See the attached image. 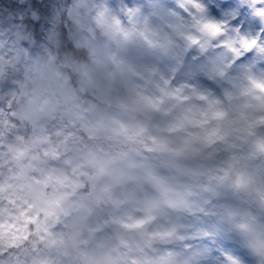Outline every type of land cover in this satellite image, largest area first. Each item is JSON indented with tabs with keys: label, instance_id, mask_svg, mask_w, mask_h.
I'll return each mask as SVG.
<instances>
[{
	"label": "clouds",
	"instance_id": "clouds-1",
	"mask_svg": "<svg viewBox=\"0 0 264 264\" xmlns=\"http://www.w3.org/2000/svg\"><path fill=\"white\" fill-rule=\"evenodd\" d=\"M0 264H264V0H0Z\"/></svg>",
	"mask_w": 264,
	"mask_h": 264
}]
</instances>
